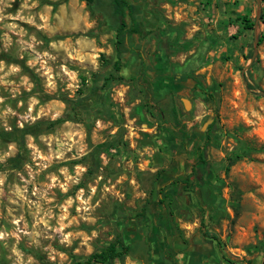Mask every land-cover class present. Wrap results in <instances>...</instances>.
Masks as SVG:
<instances>
[{"label":"rangeland","instance_id":"374dc122","mask_svg":"<svg viewBox=\"0 0 264 264\" xmlns=\"http://www.w3.org/2000/svg\"><path fill=\"white\" fill-rule=\"evenodd\" d=\"M182 2L139 0L146 33L107 81L102 11L0 0V134L32 132L0 135V262L71 264L120 236L130 250L108 264H264V1Z\"/></svg>","mask_w":264,"mask_h":264},{"label":"trees","instance_id":"16d2710c","mask_svg":"<svg viewBox=\"0 0 264 264\" xmlns=\"http://www.w3.org/2000/svg\"><path fill=\"white\" fill-rule=\"evenodd\" d=\"M87 4L94 5L97 9L103 12V14L109 19L110 23L114 26L115 29V40H114V50H115V59L112 63L113 72L107 76H105V80L113 81V80H121L123 76L120 74L121 68L125 65L122 61V57L126 54L131 53L132 51H136L134 46L131 43V36L138 35L144 36L145 31L142 30L140 27L137 15L140 13L142 6L139 4V0H83ZM264 1V0H261ZM241 20L243 21V25L245 28H252L253 22L250 21L246 15L241 16ZM263 25L264 31V22H261ZM262 36H260L259 41H262ZM185 80L190 79L192 82L191 88L199 89L203 91V87L199 85V81L192 77L186 76ZM208 95L211 96L210 93ZM212 110L213 115L211 117L210 122L206 126L205 131V141L204 144L206 145L209 142L210 134L212 133V125L215 123L217 118V107L214 103H212ZM72 111V112H70ZM71 113V114H70ZM79 111L74 107H71L68 110L67 116L59 117L55 120L46 122L47 128H51L56 124L63 122L65 120H77L79 119ZM28 132L26 128L23 129H14L11 132H3L0 135H4L5 138L9 140H14L17 137V134L23 135ZM21 146V145H20ZM19 155L20 152L17 154L16 157L12 158V161L15 163L14 165L17 166L19 163ZM197 156L200 159V162L204 161L203 153L197 147ZM242 155L236 154L234 158H229L230 161L237 160L241 158ZM229 163L226 165L225 170H228ZM3 165L0 164V170L2 169ZM196 172V171H195ZM158 172L154 173V178L158 176ZM174 182H179L181 184H187L188 178L185 179H175ZM191 183V182H190ZM194 184V182H192ZM173 197L171 194H165L162 197H158L156 204L159 208H165L167 211V223L165 228L167 233L170 235L175 234L177 228L175 226L174 220V207L173 204ZM130 250L129 244L123 240L120 236H115L112 240L101 246L100 248L92 251L90 254L84 257L76 258L71 264H108L110 261L117 259L119 262H123L125 255L128 254ZM263 262V261H262ZM0 264H4L0 262Z\"/></svg>","mask_w":264,"mask_h":264},{"label":"water","instance_id":"95a60500","mask_svg":"<svg viewBox=\"0 0 264 264\" xmlns=\"http://www.w3.org/2000/svg\"><path fill=\"white\" fill-rule=\"evenodd\" d=\"M258 8H260L259 0H256ZM264 94V93H263ZM184 108L187 109L190 106V103L187 99L182 98Z\"/></svg>","mask_w":264,"mask_h":264},{"label":"crops","instance_id":"0c3cea01","mask_svg":"<svg viewBox=\"0 0 264 264\" xmlns=\"http://www.w3.org/2000/svg\"><path fill=\"white\" fill-rule=\"evenodd\" d=\"M177 2H182L183 0H176ZM183 3V2H182ZM196 254H199L200 257H203L204 251L202 249H195ZM199 252V253H198Z\"/></svg>","mask_w":264,"mask_h":264}]
</instances>
